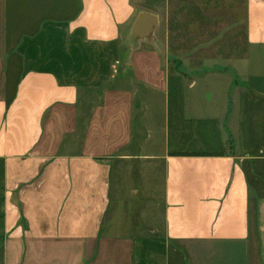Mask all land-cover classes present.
<instances>
[{
	"label": "crops",
	"instance_id": "obj_1",
	"mask_svg": "<svg viewBox=\"0 0 264 264\" xmlns=\"http://www.w3.org/2000/svg\"><path fill=\"white\" fill-rule=\"evenodd\" d=\"M159 1L0 0V264H264V0L173 71Z\"/></svg>",
	"mask_w": 264,
	"mask_h": 264
},
{
	"label": "rangeland",
	"instance_id": "obj_2",
	"mask_svg": "<svg viewBox=\"0 0 264 264\" xmlns=\"http://www.w3.org/2000/svg\"><path fill=\"white\" fill-rule=\"evenodd\" d=\"M160 2V1H159ZM245 0H164L160 17L152 29L167 39L170 69L175 61H187L191 68L205 59L236 57L245 51ZM154 193L160 176L152 178Z\"/></svg>",
	"mask_w": 264,
	"mask_h": 264
},
{
	"label": "water",
	"instance_id": "obj_3",
	"mask_svg": "<svg viewBox=\"0 0 264 264\" xmlns=\"http://www.w3.org/2000/svg\"><path fill=\"white\" fill-rule=\"evenodd\" d=\"M156 23V16L150 13H141L136 19L132 31L137 35H146Z\"/></svg>",
	"mask_w": 264,
	"mask_h": 264
},
{
	"label": "trees",
	"instance_id": "obj_4",
	"mask_svg": "<svg viewBox=\"0 0 264 264\" xmlns=\"http://www.w3.org/2000/svg\"><path fill=\"white\" fill-rule=\"evenodd\" d=\"M172 155H191L190 153H181V152H174L171 153ZM220 154V153H218ZM217 153H209V152H201V153H193V155H218Z\"/></svg>",
	"mask_w": 264,
	"mask_h": 264
}]
</instances>
